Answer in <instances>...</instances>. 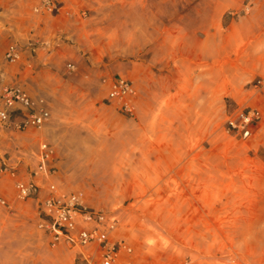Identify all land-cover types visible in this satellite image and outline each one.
<instances>
[{"label":"rangeland","instance_id":"obj_1","mask_svg":"<svg viewBox=\"0 0 264 264\" xmlns=\"http://www.w3.org/2000/svg\"><path fill=\"white\" fill-rule=\"evenodd\" d=\"M41 1L0 0V94L22 86L51 111L41 129L0 125V160L29 179L51 143L50 181L117 215L131 264H264V0H63L54 14ZM120 75L132 115L108 99ZM250 106L263 117L244 138L227 120ZM0 197V264L76 261L1 172Z\"/></svg>","mask_w":264,"mask_h":264},{"label":"built area","instance_id":"obj_2","mask_svg":"<svg viewBox=\"0 0 264 264\" xmlns=\"http://www.w3.org/2000/svg\"><path fill=\"white\" fill-rule=\"evenodd\" d=\"M36 11L51 14L61 12L63 0H42ZM22 53L16 43H11L5 51L9 61H18ZM256 90L264 93V78L255 82ZM137 89L133 81L125 76L116 77L108 93V99L115 100L128 113L136 112ZM51 111L43 98L33 97L22 86H7L0 94V125L6 129L25 131L41 129L50 120ZM262 110L257 106L237 108L228 120V127L244 138L253 134V127L261 121ZM55 147L42 140L39 145L38 164L32 169L29 179L19 177L18 162L12 164L10 158L2 157L0 172L14 179L16 198L33 200L37 203L38 226L49 237L52 247L66 245L81 248L73 264H131L123 258L132 252V246L124 238H115L113 233L119 224L116 214L103 208L88 205L83 194L78 191L61 190L50 181L56 171L53 165ZM49 180L45 184L44 180ZM2 204L6 200L0 197ZM176 264H188L187 261Z\"/></svg>","mask_w":264,"mask_h":264},{"label":"crops","instance_id":"obj_3","mask_svg":"<svg viewBox=\"0 0 264 264\" xmlns=\"http://www.w3.org/2000/svg\"><path fill=\"white\" fill-rule=\"evenodd\" d=\"M110 3L109 1H103L102 2V5H99V6H102V7H108L107 4ZM135 107H136V110H137V101L135 100ZM53 165L56 167V171H55V174L57 173V166L55 163H53ZM53 176L55 177V175L53 174Z\"/></svg>","mask_w":264,"mask_h":264}]
</instances>
